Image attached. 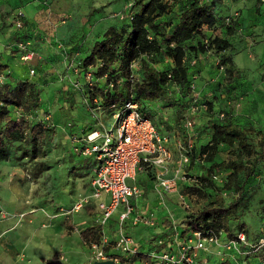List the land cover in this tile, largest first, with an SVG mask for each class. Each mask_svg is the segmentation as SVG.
<instances>
[{
    "label": "rangeland",
    "instance_id": "1",
    "mask_svg": "<svg viewBox=\"0 0 264 264\" xmlns=\"http://www.w3.org/2000/svg\"><path fill=\"white\" fill-rule=\"evenodd\" d=\"M134 1L0 0V68L10 84L31 81L39 88L40 102L28 119L41 122L45 128L42 152L36 159L23 155L30 142L19 138L7 141L9 157L0 158V264H43V259L53 257L66 264L89 262V243L81 238L80 232L97 224L99 200L90 198V203L75 208L90 192L93 167L84 162L86 156L70 153L71 128H85L89 125L87 121L108 123L114 119L107 109L95 110V116L91 115L83 93L87 90L86 79L78 68L93 42L108 26L125 22ZM183 1L163 0L166 9L154 17L160 22L155 30L158 40ZM212 10L215 23L205 25L185 46L184 64L192 76L191 88L178 90L168 86L167 93L177 104L163 106L156 100L150 107V119L170 139L174 153L172 174L167 172L166 165L148 167L142 175H137L139 183L152 185L163 201L159 212L172 215L176 225L211 202L216 193L203 186L200 174L219 187L226 182L229 171L211 169L208 154L201 152V147L211 140V122L226 117L241 126L253 127L250 139L255 147L264 132V0H221ZM17 11L23 13L21 27L13 24ZM215 39L225 40L228 45L219 49ZM162 48L157 51L154 64L160 70L171 69L173 59ZM25 52H32L28 61L21 58ZM70 59L77 70H68ZM75 80L80 87L73 85ZM20 110L11 107L10 116L18 117ZM186 120H191V126H186ZM179 144L184 146L187 162L179 157ZM229 149L219 143L212 151L214 161L229 159ZM35 161L46 163L48 168L32 179L29 170ZM173 178L175 182L170 189L159 194V182H171ZM192 185L199 186L201 191H188L186 187ZM221 193L226 203L236 197L232 190L222 189ZM135 204L147 210L140 201ZM237 215L239 221L246 223L248 237L261 233L264 161L255 164L245 183ZM114 217L113 214L111 221L103 226L105 231L114 229ZM149 229L151 233L160 231L159 226ZM130 230L136 238L149 236H145L144 227ZM107 251L114 249L108 247ZM231 260L236 264H264V248L235 255ZM202 261L198 260L199 264ZM206 261L216 264L221 259L213 253Z\"/></svg>",
    "mask_w": 264,
    "mask_h": 264
},
{
    "label": "trees",
    "instance_id": "2",
    "mask_svg": "<svg viewBox=\"0 0 264 264\" xmlns=\"http://www.w3.org/2000/svg\"><path fill=\"white\" fill-rule=\"evenodd\" d=\"M220 2L221 0L183 1L178 12L168 21L166 29L160 33L161 37L158 40L155 37V30L160 22L154 17L157 12L166 9V3L163 0H135L132 4V13L127 16L125 22L120 26H108L101 37L93 42L82 60L83 66L96 65L99 61L94 71L98 80L89 93L91 96H99L101 110L107 109L111 112L109 109L111 104L120 108L126 100L132 99L139 104L141 113L150 118V107L154 101L159 100L163 106L177 104V100L168 95L167 88L168 86H174L178 90L191 88L192 76L184 64L185 46L205 25L211 26L215 23L216 15L212 8ZM204 43L202 42V45ZM214 43L219 49L228 45L225 40L220 39H215ZM162 47L167 49L173 59L171 69L160 70L154 64L155 55L157 51L163 49ZM132 63L136 65L131 70ZM3 70L0 68V72L4 73ZM104 75L106 76L103 78ZM39 91L31 81H17L12 85L4 79L0 83V124L3 123L0 128V158L8 159L6 143L15 138L30 142L28 150L23 148V155H29L30 160L41 154L45 138L44 125L28 119L31 111L36 109L40 102ZM11 107L21 109L18 117L10 116ZM152 122L155 124L153 120ZM85 129L92 130L93 126ZM211 130V140L201 147V152L208 154L211 169L222 168L229 173L221 187L208 180L204 174H200L199 179L203 186L216 190V193L211 202L184 218L182 224H179L184 228L181 233L187 230L212 229L223 230L225 237H234L236 232L243 231L251 243L255 242L261 233L254 238L248 237L246 223L239 221L237 211L241 206L245 183L253 174L255 164L264 161V132L260 134L255 147L250 139L253 127L241 126L232 118L213 120ZM219 143H224L230 148V158L215 162L212 151ZM69 150L73 156L77 155L71 149V145ZM84 162L89 167L93 163L91 159ZM47 168L46 163L35 161L29 174L32 179H36ZM186 189L192 193L201 191L200 187L195 185ZM222 189L232 190L236 197L226 203L221 193ZM80 236L88 243L97 242L101 236V226L98 223L87 226L80 232ZM106 252L108 253L107 249ZM115 255L119 257L121 264H150L148 257L143 253L125 255L116 252ZM43 264L66 263L53 257L43 259ZM200 264L209 263L202 261ZM216 264L234 262L225 259Z\"/></svg>",
    "mask_w": 264,
    "mask_h": 264
},
{
    "label": "built area",
    "instance_id": "3",
    "mask_svg": "<svg viewBox=\"0 0 264 264\" xmlns=\"http://www.w3.org/2000/svg\"><path fill=\"white\" fill-rule=\"evenodd\" d=\"M22 17L21 11L15 13L13 17L15 27L23 25ZM31 56L32 52H25L21 58L28 61ZM73 61V59L68 61V70H77V65H74ZM98 64L99 61L96 65ZM96 65L81 64L78 68L82 70L86 79L88 89L83 93H86V106L93 117L96 114L95 110L101 111L99 96H91L89 93L98 80L94 75ZM134 66L135 63L130 65L131 70ZM30 73L33 74V70H30ZM4 79V73L0 72V83ZM73 83L76 88L80 87L77 80ZM109 109L112 110L113 122L87 121L89 125L86 127L93 126L92 130H86V127L81 126L71 128V149L77 155L86 156L93 162V173L88 186L90 192L81 202L76 203L75 208L90 203V198L99 200L96 204L99 210L96 221L101 226V236L97 242L89 243L90 257L87 264H96L95 261L105 259H112L114 264H121L119 257L115 255L116 252L125 255L143 253L148 257L150 264H198L199 259H204L201 253L204 255L214 253L221 260H231L235 255L249 254L263 248L264 222L260 236L251 243L243 231L236 232L234 237H225L223 230L212 229L187 230L182 234L181 230L184 228L176 225L171 216L166 218L169 222L166 225L165 219L161 222L153 209L142 211L137 208L138 205L135 203L142 196L143 189L136 181V173L144 166L154 168L166 166L173 158L169 147L170 139L167 133L159 130L149 117L141 113L139 104L132 99L126 100L120 108L111 104ZM185 124L191 126L192 122L186 120ZM184 151V146L179 144V157L182 162H187L188 158ZM184 177L181 175V178ZM170 181L159 182L157 188L159 194L161 190H169L175 179ZM101 196L103 197L100 198ZM113 214L115 217L112 222L115 227L111 231H105L103 226L111 221ZM158 223L160 225L162 223V227ZM138 224L149 228L158 225L160 231L142 242L143 240L139 241L129 230L130 225ZM245 246L250 247L245 249L243 248ZM108 247H112L114 252L107 253Z\"/></svg>",
    "mask_w": 264,
    "mask_h": 264
},
{
    "label": "crops",
    "instance_id": "4",
    "mask_svg": "<svg viewBox=\"0 0 264 264\" xmlns=\"http://www.w3.org/2000/svg\"><path fill=\"white\" fill-rule=\"evenodd\" d=\"M70 71V70H69ZM68 76V75H67ZM169 147H170V143H169ZM171 148V147H170ZM172 150V149H171ZM172 153H173V151H172ZM173 155H174V153H173ZM174 161V156H173V158H172V160L167 164V172H170L171 174H172V170L174 169L173 168V162ZM172 163V164H171ZM148 168V166H144V167H142L140 170H138L137 171V173H136V181H137V183L142 187V189H143V193H142V196L140 197V199L138 200V201H140L142 204H143V206H145L147 209H153L154 211H155V213H156V215H157V217H158V219H160L161 220V222L164 220V223L167 225L169 222H168V220L166 219V218H168L169 216H171L172 217V215H169V214H166V212H164V211H161V212H159L160 210H161V206H162V203H163V201L160 199V197L152 190V185H150V183L148 182H146V183H144V185H143V183H139V178H137V175L139 174V175H142L141 173H143V172H145L146 171V169ZM146 190H145V189ZM145 192H146V194H145ZM104 198L105 199H107V197H106V195H104ZM137 208H139L138 206H137ZM140 209V208H139ZM142 210V209H141ZM142 211H144V210H142ZM158 225L159 226H161L162 227V223H161V225H160V223H158ZM158 225H156V226H158ZM156 226H154V227H156ZM130 228H132V227H144V226H142L141 224H138V225H135V226H132V225H130L129 226ZM145 229H147V232H145L146 233V235L145 236H153L154 234L153 233H151L152 232V230L151 229H149V227H144ZM130 230V229H129ZM130 232H131V230H130ZM137 236V235H136ZM144 236V237H145ZM149 236H148V240L150 239L149 238ZM137 239L139 240V241H141V240H146V239H142L141 237L139 238V237H137ZM208 255L209 254H207V255H203L202 256V258H204L203 259V262H205V260H206V258H208Z\"/></svg>",
    "mask_w": 264,
    "mask_h": 264
},
{
    "label": "water",
    "instance_id": "5",
    "mask_svg": "<svg viewBox=\"0 0 264 264\" xmlns=\"http://www.w3.org/2000/svg\"><path fill=\"white\" fill-rule=\"evenodd\" d=\"M96 264H114L112 259H105V260H97L95 261Z\"/></svg>",
    "mask_w": 264,
    "mask_h": 264
}]
</instances>
